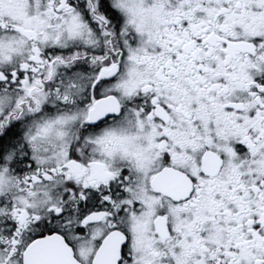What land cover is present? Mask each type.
Masks as SVG:
<instances>
[{"label":"snow or ice","instance_id":"obj_1","mask_svg":"<svg viewBox=\"0 0 264 264\" xmlns=\"http://www.w3.org/2000/svg\"><path fill=\"white\" fill-rule=\"evenodd\" d=\"M0 264H264V0H0Z\"/></svg>","mask_w":264,"mask_h":264}]
</instances>
